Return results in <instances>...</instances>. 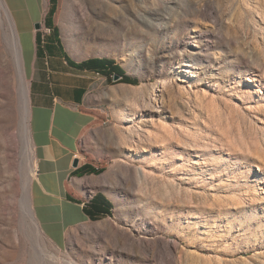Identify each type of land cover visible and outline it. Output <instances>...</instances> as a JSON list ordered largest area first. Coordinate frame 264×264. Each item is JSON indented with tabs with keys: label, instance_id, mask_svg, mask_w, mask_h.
<instances>
[{
	"label": "rangeland",
	"instance_id": "1",
	"mask_svg": "<svg viewBox=\"0 0 264 264\" xmlns=\"http://www.w3.org/2000/svg\"><path fill=\"white\" fill-rule=\"evenodd\" d=\"M3 15L0 264H264V0H58L68 56L112 59L138 82L95 80L82 150L112 173L113 211L62 249L32 209L35 157Z\"/></svg>",
	"mask_w": 264,
	"mask_h": 264
},
{
	"label": "crops",
	"instance_id": "2",
	"mask_svg": "<svg viewBox=\"0 0 264 264\" xmlns=\"http://www.w3.org/2000/svg\"><path fill=\"white\" fill-rule=\"evenodd\" d=\"M51 2L3 0L22 59L27 58L30 67L29 131L35 157L31 205L45 238L62 249L70 231L109 217L97 211L106 212L110 208V215L113 211V201L107 193L114 182L112 173L101 165L99 156L89 161L86 156L90 152L82 150L84 134L96 121L91 103L95 80L112 83L97 72L77 70L67 64L64 54H68L61 43L60 30L54 23V15L49 16ZM36 24L49 29L50 34L39 33L34 28ZM96 196L97 211L90 206Z\"/></svg>",
	"mask_w": 264,
	"mask_h": 264
},
{
	"label": "trees",
	"instance_id": "3",
	"mask_svg": "<svg viewBox=\"0 0 264 264\" xmlns=\"http://www.w3.org/2000/svg\"><path fill=\"white\" fill-rule=\"evenodd\" d=\"M51 3H52V8L49 11L50 17H52L55 13L56 6H57V0H52ZM48 25H50V24H48ZM54 30H56V29H54ZM36 44H37V46L39 45V37L38 36L36 38ZM48 50H50V47L48 48ZM64 58L70 67L75 68L77 70H90V71L97 72L98 74L104 76L108 83L125 84V85H131V86H136L138 83L136 79L130 78L129 76L126 75L124 70H122L118 65H115V62L112 59L90 58V59H87L84 61H80L78 63H74L66 54H64ZM105 68H109V70H106ZM115 76H118L120 79L116 83H113V79ZM96 198H97V196L94 197L90 201V206L93 207V209H95L94 208V200ZM109 209L106 212L97 211L96 209H95V211H97L102 216H109L110 217L111 215H110ZM93 221H96V219H93Z\"/></svg>",
	"mask_w": 264,
	"mask_h": 264
},
{
	"label": "bare ground",
	"instance_id": "4",
	"mask_svg": "<svg viewBox=\"0 0 264 264\" xmlns=\"http://www.w3.org/2000/svg\"><path fill=\"white\" fill-rule=\"evenodd\" d=\"M0 7L2 9V13H4L3 16H5V19L7 20V22L9 24L12 25L11 19H10V15H9V13H8V11H7V9H6V7H5V5H4L2 0H0ZM10 32H11L10 36H11L12 47H13V49L15 51V66H16V69H17L18 82H19V87H20V96L22 98V109L21 110H23V113H24L22 115L23 116V118H22V128H23V131H24V137H25V141H26V145H27L26 148H28V156H29V161H30L31 158H33L34 153H33V149H32V141H31V138H30L29 126H28V121H29V112H28L29 111V86L25 82V78H24V74H23V68H22V61H21L20 55H19V53L17 51V48H18L17 47L18 46L17 42L18 41H17V37H16L15 32H14L13 26L10 27ZM49 34H50V31H49ZM25 186H26L25 187L26 188V192L28 193V191H29L28 183H26ZM27 212H28L29 217H31L32 223H34V225H35L36 231L39 233L38 225H37L36 221L34 220L32 211H30V209H29V205H27ZM70 264H74V263H70Z\"/></svg>",
	"mask_w": 264,
	"mask_h": 264
},
{
	"label": "water",
	"instance_id": "5",
	"mask_svg": "<svg viewBox=\"0 0 264 264\" xmlns=\"http://www.w3.org/2000/svg\"><path fill=\"white\" fill-rule=\"evenodd\" d=\"M34 28H35V30H40V28H41V25L40 24H36L35 26H34ZM20 53H21V50H20ZM113 81H114V83H116L117 81H119V77L118 76H115L114 77V79H113ZM77 165V163L75 162L74 163V167Z\"/></svg>",
	"mask_w": 264,
	"mask_h": 264
},
{
	"label": "built area",
	"instance_id": "6",
	"mask_svg": "<svg viewBox=\"0 0 264 264\" xmlns=\"http://www.w3.org/2000/svg\"><path fill=\"white\" fill-rule=\"evenodd\" d=\"M40 31L43 33V35H46V34H47V35H49V31H50V30H49V29H46V28H43V27H41V28H40Z\"/></svg>",
	"mask_w": 264,
	"mask_h": 264
}]
</instances>
